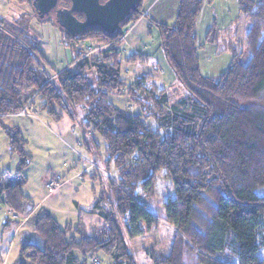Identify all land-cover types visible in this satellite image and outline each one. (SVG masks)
Wrapping results in <instances>:
<instances>
[{
  "label": "trees",
  "instance_id": "16d2710c",
  "mask_svg": "<svg viewBox=\"0 0 264 264\" xmlns=\"http://www.w3.org/2000/svg\"><path fill=\"white\" fill-rule=\"evenodd\" d=\"M13 1L28 4L30 12L0 17V116L29 109L36 100L56 121L62 114L72 119L73 110L85 108L83 128L101 134L105 162L117 171L106 197L76 204V224L60 227L43 208L29 217L41 245H23L28 264H103L98 254L105 256V264H137L138 252L154 264H184L187 253L196 254L201 264H227L218 253H227L236 264H264V195L256 191L264 188V110L239 103L264 91V0H237L240 20L248 23L249 59L243 63L234 51L215 78L201 74L202 45L196 34L210 0H178L173 24L156 25L164 59L185 90L176 101L151 75L131 82L122 76L124 63L139 58L123 57L119 47L123 28L142 14V0L121 31L110 36L97 28L71 34L53 19L38 18L32 0ZM33 14L59 29L71 55L68 66L53 76L30 27ZM217 36L212 27L204 40L213 43ZM27 92L34 97L24 104ZM112 95L126 96L138 112L115 107ZM5 132L18 164L14 183L0 188V197L4 194L12 213L28 217L35 205L21 189L32 154L17 128ZM161 169L174 190L163 202V220L173 235L169 247L158 252L159 219L145 201L153 199Z\"/></svg>",
  "mask_w": 264,
  "mask_h": 264
},
{
  "label": "crops",
  "instance_id": "0c3cea01",
  "mask_svg": "<svg viewBox=\"0 0 264 264\" xmlns=\"http://www.w3.org/2000/svg\"><path fill=\"white\" fill-rule=\"evenodd\" d=\"M177 7L178 0H142V14L126 26L125 29L129 28V33L125 31L124 48L121 47L124 57L130 56L131 54H137L139 57L135 59L133 63H124L126 67H131L133 71L138 73L137 76L151 75L158 85L167 90L171 101H176L183 97L185 95V90L183 89L184 91H182L180 95L174 91L175 85L179 82L174 77L171 69L164 59L159 32L156 25H172L175 20ZM11 18L14 17H9L8 19ZM239 21L240 7L237 0H210V3L204 6L196 25L197 38L199 40V44L202 45L198 52L201 71L203 70L202 57L206 62L208 60L205 55H212L214 57V61L212 63H206L204 70L206 72L215 71L217 66L215 64V60H217V56L219 55L215 47H218L217 43L219 44L220 38L225 39L223 37L226 32L229 30L231 31L234 27H236ZM44 27L47 29V26ZM212 27H215L218 30V38L213 43L205 42V35ZM224 30L225 32H222ZM38 50L40 53L42 52L43 57L52 67V75L65 69L71 61L69 49L62 44L59 32L52 47L48 43L44 44V42L39 41ZM233 52L234 51L232 50L231 58ZM224 71H222L219 75H221ZM174 96L180 97L176 98ZM33 97L34 92L24 93L22 101L24 104L28 103ZM41 104V101L36 100L35 104L28 109V113L25 116H21L19 114L0 116V188L10 186L15 181L14 174L17 168L18 158L9 148L5 128H17L26 139L27 149L32 154V161L24 171V176L27 182L22 187L21 192L24 197L28 198L35 205L34 210L28 217L18 218L17 215L10 211L5 203L4 194L1 195L0 214L2 211L3 215L0 218V264H28L22 254L23 245L34 243L41 245V240L31 232V225L27 222L32 214L43 208L41 204L45 199L43 197L41 198V196L39 198V196H36L32 190L30 191V189H27L31 173V170L29 169L34 163V151L37 150L38 147L50 149L47 140L55 142L57 137L67 138V142L70 144H67V147L70 149H72L73 145L79 143L76 139L74 129H76L77 124L79 125V123L82 122L84 113L83 108H81V113H79L80 116L76 118L77 122L75 121V110L72 112V119L68 115L62 114V118L59 121H56L47 113L45 109L41 108ZM45 145L48 146L46 147ZM89 171L92 172L90 176L95 181L97 179L96 174L92 169ZM67 172L68 170L66 173ZM27 173L29 175H27ZM85 173V171L80 174L74 173L70 178H74L76 175L83 177ZM43 174L44 171H42L38 182L45 181V178L41 177ZM68 179L69 178L63 182H68ZM63 182L61 183L60 188L65 184ZM42 185L43 187L41 188L45 190L43 183ZM32 189H34V187H32ZM36 189L39 190V187H36ZM57 191L52 195L53 197L56 196ZM94 198L95 196L91 199V201ZM38 199L39 201H37ZM73 204L77 212V202L74 201ZM44 210L49 212L47 209ZM2 219H4V222H2Z\"/></svg>",
  "mask_w": 264,
  "mask_h": 264
},
{
  "label": "rangeland",
  "instance_id": "374dc122",
  "mask_svg": "<svg viewBox=\"0 0 264 264\" xmlns=\"http://www.w3.org/2000/svg\"><path fill=\"white\" fill-rule=\"evenodd\" d=\"M27 11H30V6L26 3H19L13 0H0V17H15L16 15ZM33 16L34 18H32L30 22V27L33 33L36 35L39 41L44 42V44L48 43L52 47L54 40H56V38L58 37V32L60 35V31H58L59 29H57V27L52 22H39L37 21L38 18L35 17L36 15L33 14ZM47 18L53 19V16L50 15ZM44 26H47V29ZM125 28H123L122 44L119 47L120 50L121 47L124 48L123 45L124 35L126 33L125 31L129 33V28ZM247 28L248 23L245 20L242 21L241 19L236 27H234L231 31L229 30L228 32H226L223 37L225 39L220 38L219 44L217 43L218 47H215V49H217V53H219V55L217 56V60H215V64L217 65L216 69L215 71L207 72L204 70L206 63H212L214 61V57L212 55H205L208 60L206 62L202 57V75L214 78L217 77L222 71L226 69L227 65L229 64L232 50L240 56V61H242L243 63L248 61L249 51L247 50L244 40V35ZM222 32H225V30ZM106 47H108V45H105V48ZM122 56L124 57L123 53ZM51 70V72L53 73V69ZM137 75L138 73L133 71L131 67L127 68L125 64L123 65L122 76L124 79H126L127 82H131L132 78ZM126 91L127 89H122V92L124 94L126 93ZM174 91L175 93L180 95L184 90L181 85L177 83L175 85ZM174 97L178 98L180 96ZM109 100L115 107L126 112L127 114H135L138 112V109L133 106L128 101V98L124 95H112L110 96ZM239 103L245 106L251 105L252 107H256L257 109L264 110V91L261 92L259 96L251 102ZM83 110L85 112V108H83ZM79 113H81V108H76V122V118L80 116ZM74 130L76 139L79 142L78 144L73 145L72 149H70L67 147V144H69L67 142V138L57 137L55 139V142L47 140L50 149L38 147V149L34 151L35 153H33L34 163L29 169L31 170V173L27 189H30V191L32 190V192L36 196H39V198L40 196L41 198H45L42 201V207L44 209H47L52 214L60 227H65L66 223L76 224L77 212L73 204L74 201L79 204H86L91 201L94 196L106 197L108 193L106 186H110L109 180L117 179V171L113 163L105 162L107 160V154L105 152V143L101 134L91 128L84 129L82 123H79V125L77 124V127ZM94 163L99 167V169H92L97 177L95 181L90 176L92 172L89 171L91 169L89 168V166ZM67 170L68 172L66 173ZM42 171H44V174L41 177H44L45 180L49 174L59 176L61 178V182L69 178L68 182H63L65 183L63 187H59L57 189L58 191L56 190L57 194L55 197H53L52 195L48 196L47 191L41 188L43 187L42 183L44 184V182H38V179ZM83 171L86 172L83 177L76 175L74 176V178H70L74 173L80 174ZM27 175L29 174L27 173ZM32 187H34V189H32ZM36 187H39V190L36 189ZM256 191L259 195H264V188H259ZM173 196L174 190L171 185V180L166 175V170L161 169L156 174L154 197L150 201H145L147 208L159 219L158 231L162 242L157 247L158 252H161V250H163L165 247H169L168 244L172 239L173 229L163 220V202H165L168 197ZM37 201H39V199ZM2 215L3 213L1 211L0 218ZM17 217L23 218L19 215ZM2 222H4V219H2ZM135 256L137 264H154L151 258L143 252H138ZM217 257L219 260L227 264H236L235 260L227 253H218ZM261 257L264 258V246H262L261 248ZM95 258L103 261V264L107 262L103 254H98L97 256H95ZM184 264L201 263L198 261L196 254L187 253V256L184 259Z\"/></svg>",
  "mask_w": 264,
  "mask_h": 264
},
{
  "label": "water",
  "instance_id": "95a60500",
  "mask_svg": "<svg viewBox=\"0 0 264 264\" xmlns=\"http://www.w3.org/2000/svg\"><path fill=\"white\" fill-rule=\"evenodd\" d=\"M62 1L66 7L60 6ZM139 3L140 0H32V7L38 18L52 15L56 24L71 34L97 28L110 36L121 31L131 14L137 12Z\"/></svg>",
  "mask_w": 264,
  "mask_h": 264
},
{
  "label": "built area",
  "instance_id": "2783aa9c",
  "mask_svg": "<svg viewBox=\"0 0 264 264\" xmlns=\"http://www.w3.org/2000/svg\"><path fill=\"white\" fill-rule=\"evenodd\" d=\"M28 113V109L24 108L22 110H20L17 114L21 115V116H25ZM89 168L91 169H99V167L94 163L91 164L89 166ZM61 178L59 176L53 175V174H49L46 178V180L44 181V188L47 191V195H53L56 190L60 187L61 185ZM53 193V194H52ZM94 264H98V262H94Z\"/></svg>",
  "mask_w": 264,
  "mask_h": 264
},
{
  "label": "flooded vegetation",
  "instance_id": "af4514ba",
  "mask_svg": "<svg viewBox=\"0 0 264 264\" xmlns=\"http://www.w3.org/2000/svg\"><path fill=\"white\" fill-rule=\"evenodd\" d=\"M67 6V5H66ZM65 6V7H66ZM76 18L78 19V20H81L82 19V17H80V16H76Z\"/></svg>",
  "mask_w": 264,
  "mask_h": 264
}]
</instances>
